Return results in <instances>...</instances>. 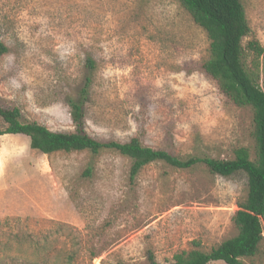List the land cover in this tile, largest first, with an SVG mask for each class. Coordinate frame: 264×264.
<instances>
[{
	"label": "rangeland",
	"instance_id": "rangeland-1",
	"mask_svg": "<svg viewBox=\"0 0 264 264\" xmlns=\"http://www.w3.org/2000/svg\"><path fill=\"white\" fill-rule=\"evenodd\" d=\"M241 2L249 38L264 48V0ZM0 44V105L25 120L73 130L67 100L90 56L84 129L94 138L137 136L182 158H231L238 146L253 154L251 110L201 69L208 40L178 0H0ZM129 166L111 150L43 154L23 134L0 135V240L13 243L12 264H148V252L169 264L193 241L209 249L236 233L243 171L153 161L130 180ZM243 261L264 264V240Z\"/></svg>",
	"mask_w": 264,
	"mask_h": 264
},
{
	"label": "trees",
	"instance_id": "trees-1",
	"mask_svg": "<svg viewBox=\"0 0 264 264\" xmlns=\"http://www.w3.org/2000/svg\"><path fill=\"white\" fill-rule=\"evenodd\" d=\"M192 21L198 25L208 40V55L201 69L229 101L239 107H249L252 113L253 154L246 146L233 150L231 158L210 156L178 157L160 148L144 145L137 136L127 140H98L87 133L85 105L93 80L95 61L87 56L86 74L75 97L68 98L73 130H51L45 125L25 120L17 106L0 105V135L23 134L29 138L31 149L43 154L87 150L96 154L101 150L115 151L130 160L129 179L133 180L140 169L153 161H162L174 168H189L197 163L206 166L209 172L229 176L243 171L246 176L245 195L237 201V209L231 221L236 233L221 240L209 249H203L193 241L188 250L173 254L169 264H208L222 261L225 264H246L243 258H252L261 252L264 240L261 218L264 216V48L251 35L241 0H178ZM246 39V40H245ZM6 48L0 44V54ZM91 173L88 167L84 171ZM17 243L23 238L13 236ZM12 242L7 237L0 240V264H12L17 255L12 254ZM20 254V248L16 249ZM23 257V256H22ZM21 257L19 264H25ZM148 264H159L151 252ZM116 264H124L118 262Z\"/></svg>",
	"mask_w": 264,
	"mask_h": 264
}]
</instances>
